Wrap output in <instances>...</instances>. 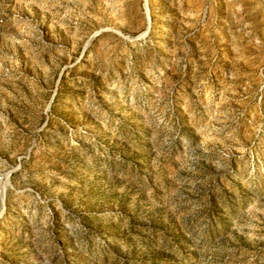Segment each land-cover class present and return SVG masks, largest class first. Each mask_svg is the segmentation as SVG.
I'll list each match as a JSON object with an SVG mask.
<instances>
[{"label": "rangeland", "instance_id": "obj_1", "mask_svg": "<svg viewBox=\"0 0 264 264\" xmlns=\"http://www.w3.org/2000/svg\"><path fill=\"white\" fill-rule=\"evenodd\" d=\"M0 264H264V0H0Z\"/></svg>", "mask_w": 264, "mask_h": 264}]
</instances>
